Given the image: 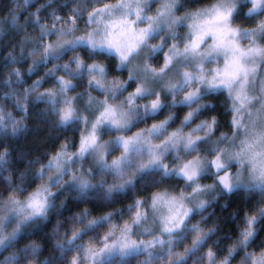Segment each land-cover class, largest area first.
Masks as SVG:
<instances>
[{
	"label": "clouds",
	"instance_id": "obj_1",
	"mask_svg": "<svg viewBox=\"0 0 264 264\" xmlns=\"http://www.w3.org/2000/svg\"><path fill=\"white\" fill-rule=\"evenodd\" d=\"M0 264H264V0H0Z\"/></svg>",
	"mask_w": 264,
	"mask_h": 264
},
{
	"label": "snow or ice",
	"instance_id": "obj_2",
	"mask_svg": "<svg viewBox=\"0 0 264 264\" xmlns=\"http://www.w3.org/2000/svg\"><path fill=\"white\" fill-rule=\"evenodd\" d=\"M242 70V66L239 63H235L234 65L230 66L229 68L225 69L226 76H236Z\"/></svg>",
	"mask_w": 264,
	"mask_h": 264
}]
</instances>
